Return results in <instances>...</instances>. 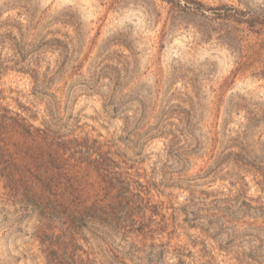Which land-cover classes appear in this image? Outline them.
<instances>
[{"label": "rangeland", "instance_id": "rangeland-1", "mask_svg": "<svg viewBox=\"0 0 264 264\" xmlns=\"http://www.w3.org/2000/svg\"><path fill=\"white\" fill-rule=\"evenodd\" d=\"M36 79L42 82L36 85ZM36 90L61 99L70 137L104 142L120 135L123 119L142 108L150 126L160 129L141 157L128 156L142 161L130 162L129 173L149 183L144 197L151 210L131 230L144 227L146 241H118L125 264H264L255 254L256 260L249 258L243 223L236 231H208L206 220L175 213L186 206L192 211L191 200L209 207L236 198L235 185L242 201L264 213V0H0V110L40 128L45 105ZM111 91L117 111L108 110L110 119L103 97ZM247 112L257 116L253 125ZM5 139L0 264H96L82 242L66 247L57 241V229H34L30 202L2 178L20 159L21 139L13 131ZM173 140L192 148L199 143L201 150L183 165L185 179L168 188L160 178L150 182V175L170 160ZM236 147L251 156L242 172L229 166L223 180L198 179L220 150L237 153ZM262 219L258 246L264 257Z\"/></svg>", "mask_w": 264, "mask_h": 264}, {"label": "trees", "instance_id": "trees-1", "mask_svg": "<svg viewBox=\"0 0 264 264\" xmlns=\"http://www.w3.org/2000/svg\"><path fill=\"white\" fill-rule=\"evenodd\" d=\"M41 82L36 79V85ZM35 92V95L43 97L40 102L45 105L40 128L28 126L26 119L20 115L13 118L0 110V143L6 142L5 136L12 131L21 139L16 144L20 153L19 161L9 163L3 170L5 185L30 202V217L34 220L35 230L57 229L60 233L57 241L66 247L82 242L88 248L89 256L94 257L90 259L91 262L96 264L99 263L98 257L103 260V264H125L124 258L120 256L121 250L125 248L118 241L129 243L128 240L134 241L140 237L146 241L149 236L144 234V227L143 231L131 230L135 220L143 217L144 210H151L148 204L145 207L144 197L149 183L140 182L141 175L129 173L134 169L129 165L130 162L142 161H133L128 156L141 157L148 144L158 138L160 129L150 126L145 118L146 111L142 108L123 119L120 135L112 136L104 142L70 137L64 133L66 128L62 123L61 99L48 95L44 90ZM115 96V91H111L103 97V107L110 119L109 111H117L114 106ZM23 110L27 112L29 119L34 118L30 115L32 109ZM247 114L249 125L258 121L253 113ZM212 142L218 141L212 139ZM236 148L239 150L237 153L228 154V148L220 150L212 166L198 179L223 180L222 174L229 166L233 173L242 172L244 161L251 156L246 148ZM195 150H201L199 143L192 148L188 142L179 146V143L171 141L166 152L170 160L163 168L153 169L150 182L160 178L164 187H175L172 185L175 180L185 179L181 169L192 159L191 154L196 156L193 154ZM136 178H139L138 181ZM234 187L236 198L215 200L208 204L209 207L191 200L189 205L191 204L192 211L186 206L175 210V213L206 220L208 231L225 226L236 231L240 229L239 224L243 223L247 229L241 241L249 245L248 250L252 254L249 258L256 260L257 256L264 259L258 246L262 231L258 222L260 218H264V213L258 215V209L242 201L241 190L236 185ZM210 209V216L198 217L199 213ZM152 213L154 215L155 211ZM250 218L254 222H244ZM131 234H134L133 239L129 236ZM85 262L75 261L76 264L90 263ZM179 262H182L181 259Z\"/></svg>", "mask_w": 264, "mask_h": 264}]
</instances>
